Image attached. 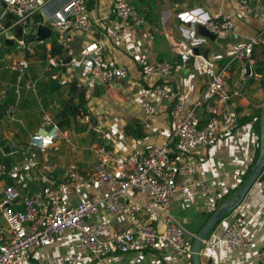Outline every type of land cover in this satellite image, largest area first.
<instances>
[{
  "label": "built area",
  "instance_id": "obj_1",
  "mask_svg": "<svg viewBox=\"0 0 264 264\" xmlns=\"http://www.w3.org/2000/svg\"><path fill=\"white\" fill-rule=\"evenodd\" d=\"M233 2L236 15L252 16L264 23V10L259 11L254 0ZM0 3L6 5L5 11L15 16L11 26L35 14L42 15L43 24L55 35V42L51 43L61 46L66 56L70 57L68 64L82 68L90 78L85 84L77 83L79 88H83L85 100L91 97L92 81L108 86L117 80H129L127 66L106 59L100 51L105 43L126 48L150 86L152 96L171 106L172 125L169 136L162 143L127 155L108 149L106 143L100 140L104 138L101 136L88 146L95 157L90 172L83 173L71 164L63 170L61 182L43 193L22 191L19 186L5 184L0 197V264H26L28 256L35 261L29 264H79L82 259L88 263L105 264V258L111 255L145 250L156 252L172 263L192 264L195 235L189 233L169 211L176 181L189 171L183 155L199 145L209 144L219 134L220 123L216 117L221 114L223 106H227L230 97L227 89L229 67L233 61L242 58H246L250 66L255 65L252 54L256 46L264 48L262 33L245 38L230 61L218 67L209 58L192 51L194 47L205 46L209 40L198 33V26H204L216 36L230 37L235 36L234 22L228 14L215 13L201 6L182 8L175 13L182 37L173 43L179 53V60L174 61L155 58L145 50L127 48L131 35L146 24L133 0H111L113 25L103 32L102 44L91 36L97 20L90 14L89 0H0ZM169 16V10L162 12L163 27H166ZM78 35L86 37V41L77 59L71 43ZM165 35L170 38L171 32L166 29ZM9 37L15 39L23 57L15 60L10 52H4L1 60L5 68L16 72L14 91L19 96L21 85L34 90V83L27 77V56L41 51L46 39L28 41L23 37ZM50 49V45L45 47L47 62L65 65L60 56L50 55ZM186 65L194 73L207 77L203 93L190 106H186V94L178 78ZM141 107L148 116L157 113V106L148 99L141 101ZM16 111L15 106L8 109L11 119H16L15 116L13 118ZM201 115L205 117L204 122ZM83 124L88 129L93 128L91 122ZM146 127L149 125L146 124ZM60 131L58 123H53L49 129L41 128L32 133L27 144H21L19 148H36L40 152L57 148L55 141L60 138ZM66 131V141L75 148L77 130L69 126ZM174 144L181 150V157L172 155ZM7 175V166L0 161V179ZM258 179L264 180V166ZM67 184L87 185L93 190H100L101 194L95 200L80 199L71 205L66 202L62 191V186ZM134 191L145 196L150 204L143 206L135 198ZM197 191L205 196L210 188L202 181L197 185ZM100 205L105 207L108 215L125 220V226L112 237L105 236L111 228L109 221H89ZM148 209L154 213L153 216L157 213L163 216L162 229L147 217ZM220 244L239 252L251 249L253 235L246 216H231L215 238H204L200 250L202 264H220L213 258ZM52 247L60 251L52 253ZM252 257L253 264H264V247L256 250Z\"/></svg>",
  "mask_w": 264,
  "mask_h": 264
},
{
  "label": "crops",
  "instance_id": "obj_2",
  "mask_svg": "<svg viewBox=\"0 0 264 264\" xmlns=\"http://www.w3.org/2000/svg\"><path fill=\"white\" fill-rule=\"evenodd\" d=\"M144 17L145 25L134 32L129 40L130 50H145L158 59L179 60V53L173 47L174 41L181 39L178 24L173 17L176 11L182 8L201 6L215 13L228 14L234 22L235 36H216L214 41L208 40L204 46L208 49V58L216 66L229 62L233 53L237 50L245 38L262 33L264 37V23L262 19L252 16L241 17L236 15L233 0H133ZM90 14L97 20L91 36L100 44L104 43L106 29L112 27L111 0H91ZM259 11L264 10V0H254ZM89 5V3H88ZM165 10L170 11L166 27L162 26L161 15ZM36 15V14H35ZM35 15H33L35 17ZM171 32V37L165 35V30ZM86 37L75 36L72 47L75 58H79L85 46ZM41 51L35 55L27 56L29 68L27 77L34 83V90L21 85L19 96L14 89L16 85V72L4 67L1 60L4 52H10L15 60L21 59L23 53L19 47L9 45L0 50V155L9 164L8 175L0 179V197L5 184L19 186L22 191L43 193L46 189L56 186L61 182L63 170L73 164L83 173L92 170L95 157L88 149L92 141L100 139L106 143L108 149L114 153L127 155L134 151L145 150L152 144L162 143L170 134L171 114L170 105L154 98L149 91L150 86L144 81L140 69L129 57L124 47L104 44L101 54L109 60H114L127 66L129 80H117L111 85L101 86L92 81L94 92L99 95L91 100L88 105L87 115L77 117L71 121L70 127L77 130L74 138L75 148L66 141L69 126H60V138L55 141L57 148H50L46 152H40L36 148H19L21 144H27L32 133L41 128L49 129L53 123H58L57 113L63 102L68 97L69 82L85 84L90 78L82 68L72 64L60 66L59 71L46 60L45 47H51V41H43ZM259 48L260 56H264L263 46ZM255 50V49H254ZM254 52V51H253ZM252 57L255 63L259 60ZM66 67L65 72L62 67ZM254 67V65H253ZM250 66V73L246 74V65L241 60L233 61L229 67L227 89L230 94L227 106H223L222 112L216 119L220 123L219 134L207 145H199L183 155L177 144L172 146V155L181 157L188 163L187 175L181 176L176 181V191L171 197L169 211L192 234H196L227 197L226 194L240 185L247 168L253 163L259 149L260 129L257 128V114L264 107V90L261 82V74L256 73ZM186 94V106H190L204 91L207 77L198 75L186 65L179 72ZM52 81L58 82V87L50 89ZM22 84V83H21ZM90 89V90H91ZM106 89V90H105ZM104 90V91H103ZM98 91V93H97ZM103 92L105 93L102 98ZM92 95V92H91ZM102 95V96H101ZM113 95L115 97L112 100ZM110 100H108V99ZM148 99L157 106V113L146 115L141 107V101ZM115 106L109 104L110 101ZM87 101V100H86ZM213 102V99H210ZM95 104L97 106H95ZM103 104L106 106L102 109ZM15 106L17 111L13 114L16 119H11L8 109ZM86 107V104L84 105ZM102 107V108H99ZM89 115H92L89 118ZM202 122L205 121L201 115ZM21 120V122H19ZM91 122L92 129L83 124ZM146 124L149 127H146ZM143 134L142 136H137ZM14 149V150H13ZM2 160V159H1ZM206 182L210 192L203 196L198 193L197 185ZM65 200L68 204H75L80 199L95 200L101 191L93 190L87 185L67 184L62 186ZM134 196L143 206H148V199L136 193ZM147 210V217L154 221L159 228H163V216ZM242 214L249 221V230L253 235V245L248 252H239L220 244L213 253L214 260L220 264H253V255L256 250L264 247V180L257 179L247 192L241 203L208 233L206 238H215L221 231L223 224L231 219V216ZM107 220L110 222V230L106 237H112L120 228L125 226V220L112 217L107 214L103 205L89 219ZM0 216V223H1ZM63 248V247H61ZM52 253H58L59 248L52 247ZM63 250V249H61ZM26 264L35 263L28 256ZM105 264H187L184 262L172 263L161 257L156 252L132 251L129 253H117L104 260ZM79 264L90 263L84 259ZM189 264V263H188Z\"/></svg>",
  "mask_w": 264,
  "mask_h": 264
},
{
  "label": "water",
  "instance_id": "obj_3",
  "mask_svg": "<svg viewBox=\"0 0 264 264\" xmlns=\"http://www.w3.org/2000/svg\"><path fill=\"white\" fill-rule=\"evenodd\" d=\"M5 7L6 5L4 3H0V50L9 45H15L16 47H19L16 44L15 39L9 37L10 35H13L14 38L23 37L28 41L44 40L49 38L51 42H55L54 33L48 26L43 24L42 15L40 13L36 14L35 17L32 16L26 18L22 23L11 26L15 16L13 13L5 11ZM173 21L175 24H178V17L174 16ZM198 33L207 37L211 41L216 39V35L209 32L204 26H198ZM192 51L194 54H202L205 58H208V49L204 46L194 47ZM241 61L246 65V74L248 75L250 73V65L247 63L246 58H242ZM69 62L70 57H66L64 59V64L66 65ZM61 69L63 72H65L66 67L64 66ZM54 70L59 71L60 66H56ZM57 87V81H52L50 83V89ZM259 129V153L257 160L252 166L250 174L245 179L241 187L234 193L232 197L225 200L221 205H218L215 211L206 220L204 225L195 234L192 242V264H202L200 258L202 241L226 214L233 211L241 203L249 189L259 178L261 169L264 166V107L260 111ZM0 159L3 160L2 155H0Z\"/></svg>",
  "mask_w": 264,
  "mask_h": 264
},
{
  "label": "trees",
  "instance_id": "obj_4",
  "mask_svg": "<svg viewBox=\"0 0 264 264\" xmlns=\"http://www.w3.org/2000/svg\"><path fill=\"white\" fill-rule=\"evenodd\" d=\"M92 4L93 3L91 2V0H89V7H91ZM50 55L51 56H57L58 55L62 59H65L67 57L65 50L56 43L51 44ZM255 64L256 65H254L252 70H254L256 73L261 74V82H262V86H263V90H264V59L257 61ZM85 104H86V100L84 99V96H83V88H79L77 86L76 81L71 80L69 82L68 97L65 99V101L62 104L61 109L57 113V117L59 118L58 125L59 126H69L71 121H75L77 119V117L80 116V114L87 115V111L84 108ZM259 116H260V113L257 114V118H258L257 128H258V130H259ZM142 135L143 134H138L137 136H142ZM258 153H259V149L256 152L253 163L247 168L246 172L244 173V175L242 177V181L240 182V185L237 188H235L233 191H231L225 195V197H227V199L232 197L234 195V193L244 183L245 179L248 177V175L251 172L252 166L254 165V163L257 160ZM0 161L4 162L7 166V168H9L8 163H6L4 160H1V159H0ZM212 213L213 212H211L210 215Z\"/></svg>",
  "mask_w": 264,
  "mask_h": 264
},
{
  "label": "rangeland",
  "instance_id": "obj_5",
  "mask_svg": "<svg viewBox=\"0 0 264 264\" xmlns=\"http://www.w3.org/2000/svg\"><path fill=\"white\" fill-rule=\"evenodd\" d=\"M207 8V7H206ZM255 50H254V52H253V56H256L257 57V59H263L264 58V56L262 55V56H260V53H258L259 51H260V49L259 48H254ZM259 61V60H258ZM256 65V64H255ZM98 83V82H97ZM102 86V85H101ZM106 87V86H105ZM106 90V89H105ZM104 91V90H103ZM91 92H92V95H91V97H90V99H88L87 101H86V107H84L85 108V110L86 111H88V105H90L91 104V100L93 99V100H95V99H97L98 98V96L99 95H96L94 92H96V89H95V91H94V89H91ZM97 93H98V91H97ZM106 93V92H105ZM105 93L103 92V96H102V98H106V97H104V95H105ZM115 97V95H113V97H112V100H113V98ZM108 99V98H107ZM108 100H110V99H108ZM110 101L109 102V104H112L113 106H115V103L113 102V101ZM95 106H97L96 104H95ZM106 105L105 104H103V108L102 107H99V108H102V109H104V107H105ZM90 107H92L93 109H95L94 108V105H90ZM91 116L92 115H89V118H91ZM92 117H94V116H92Z\"/></svg>",
  "mask_w": 264,
  "mask_h": 264
}]
</instances>
